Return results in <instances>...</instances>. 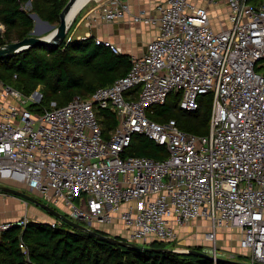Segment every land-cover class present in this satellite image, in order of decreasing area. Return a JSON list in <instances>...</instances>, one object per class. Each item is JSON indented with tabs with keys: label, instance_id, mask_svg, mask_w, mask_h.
Returning a JSON list of instances; mask_svg holds the SVG:
<instances>
[{
	"label": "built area",
	"instance_id": "2783aa9c",
	"mask_svg": "<svg viewBox=\"0 0 264 264\" xmlns=\"http://www.w3.org/2000/svg\"><path fill=\"white\" fill-rule=\"evenodd\" d=\"M92 1L83 15L89 31L128 15L135 24L157 25L158 34L141 56L129 58L125 76L64 106L36 112L30 106L40 102L38 89L24 96L0 80V185L63 202L70 220L94 231L112 226L115 236L143 247L178 243L177 228L202 220L213 257L218 231L229 229L237 253L228 259L264 264V70H257L264 61V0L258 7L247 0H154L157 17L131 14L125 0ZM219 3L228 27L216 32L208 7ZM95 43L122 54L109 41ZM171 93L180 94L184 112L196 111L200 96L212 97L206 135L184 132L174 119L149 118ZM102 110L116 116L107 139L97 118ZM136 134L163 146L166 158L121 157ZM27 222L0 223V235Z\"/></svg>",
	"mask_w": 264,
	"mask_h": 264
},
{
	"label": "trees",
	"instance_id": "16d2710c",
	"mask_svg": "<svg viewBox=\"0 0 264 264\" xmlns=\"http://www.w3.org/2000/svg\"><path fill=\"white\" fill-rule=\"evenodd\" d=\"M67 1L0 0V24L4 26L0 46L29 36L34 28L31 13L50 25H57L59 14ZM247 3L258 7L263 0H247ZM27 4L31 5V12L22 9ZM68 35L69 32L57 48L34 47L0 60L2 82L10 86V81L16 82L17 90L24 96L39 90V104L30 106L36 112L48 108L51 103L64 106L74 96L88 98L96 89L111 85L129 70L128 55L113 54L102 44H96L93 36L66 42ZM257 70H264V67ZM179 99L180 94H169L164 105L151 109L149 118L158 123L174 119L180 130L198 136L206 135L212 97L200 96L198 109L194 112L180 110ZM97 118L102 125L103 137L107 139L108 132L116 126V116L108 110H102L98 112ZM126 156L163 160L167 152L163 146L136 134L121 154V157ZM95 231L109 236L106 231ZM115 238L125 241L117 236ZM167 243L153 241L146 245L152 250H134L109 243L63 223L52 228L47 222L28 221L24 228L9 227L0 235V264H236L224 260L215 262L208 254L198 256L162 251L173 249ZM20 244L24 249L19 247ZM191 249L203 252L200 246ZM231 260L245 262L246 258L236 256Z\"/></svg>",
	"mask_w": 264,
	"mask_h": 264
},
{
	"label": "crops",
	"instance_id": "0c3cea01",
	"mask_svg": "<svg viewBox=\"0 0 264 264\" xmlns=\"http://www.w3.org/2000/svg\"><path fill=\"white\" fill-rule=\"evenodd\" d=\"M125 1L128 3L130 13L133 15H138L142 12L143 13L145 12L147 15H150L153 17L158 16V14L154 10V6H155L154 0H125ZM222 7L225 8L226 16L222 15V11H221ZM208 13H209V17L211 20V26L214 31L217 32L223 28L228 27V25L226 26L227 9L223 3H219L218 5L214 7H211V6L208 7ZM81 17L82 18L78 21L76 26L79 23L84 21L83 15ZM223 18L224 19L226 18V19L222 20ZM32 19H33L34 26H35L33 30L37 36H40V37L45 36L46 32L48 34V32L51 31V30L49 31V27H48V25H50L49 23L42 21L39 18H38L39 20H36L34 18ZM218 19L221 20V22H218L217 21ZM227 24H228V21H227ZM220 25L224 27L222 28L220 27ZM50 26L55 27L56 25H50ZM76 26L70 32L67 31V33L69 32L68 37H71V39L82 38L86 34V32H89V31H83L82 32L83 36L78 37L77 35H79L80 33L78 31L80 27L79 29H76L77 28ZM157 34H158L157 25H152L150 27H147V26H143L140 24H135L131 21V18L128 15L125 16L122 20H119L117 22L110 23V24H104L101 27L97 29H91L90 31L91 36L99 40L109 41L112 44L119 46L122 50V54H126L129 57L141 56L145 51L146 44L150 40H152ZM0 205H1L0 223L15 222L21 218L27 217V216L22 217V214H24L25 211L27 212V215L32 214L31 210L28 209L27 211V206L25 202L15 197H12V196H6V194H3V193L0 194ZM51 220L47 219L45 222L48 223ZM196 229L197 230L205 229V232H206L208 230V224L202 220L201 221L198 220V221L189 222L185 224L183 227L177 228L179 238H180V241L178 242L179 243L181 241L183 242V239L188 238V239H191V241H196L198 245L205 246L206 243L202 241L203 235L201 236V233L197 234ZM104 230L106 232H109L112 235H117L116 229L112 226H107L106 228H104ZM235 239H237L236 234H235ZM232 246L233 247L235 246L234 249L236 251L237 249L236 243H233Z\"/></svg>",
	"mask_w": 264,
	"mask_h": 264
},
{
	"label": "water",
	"instance_id": "95a60500",
	"mask_svg": "<svg viewBox=\"0 0 264 264\" xmlns=\"http://www.w3.org/2000/svg\"><path fill=\"white\" fill-rule=\"evenodd\" d=\"M77 0H68L65 6L63 7L61 13L59 14V23L57 26H50L49 30L51 32L45 36H37L34 31L31 32V35L19 40V41H14L10 42L7 44H4L0 46V60L9 57L14 54H18L24 50L34 48V47H52V48H57L59 44L66 38V33L68 30L69 25L73 22V20L67 25V15L69 14L71 8L75 4ZM30 17L39 20L36 15H30ZM41 94L38 93V98H40ZM0 192L6 195L14 196L17 197L21 200H24L25 202H29L31 204H34L35 206L39 207L43 211L47 212L53 219L59 220L63 224H66L70 226L71 228H74L76 230H80L82 232L88 233L92 236H95L97 238H100L104 241H107L109 243L122 246L125 248H131L134 250H141V251H147V250H152L149 247H143V246H138L136 244L127 242V241H122L118 240L117 238L113 236H104L94 230L88 229L85 226L76 223L72 220H70L68 217L65 215L51 209L47 204L41 203L39 200L31 197L30 195L21 192L19 190H16L10 186L7 185H0ZM162 251H168V252H176V253H185V254H192V255H198V256H207V253L205 252H198L193 249H188L185 251H179V250H172V249H163ZM212 260L215 262L218 260H224V261H229L232 263L236 264H246L245 262H235L232 261L231 259H224V258H217L213 256H209Z\"/></svg>",
	"mask_w": 264,
	"mask_h": 264
},
{
	"label": "rangeland",
	"instance_id": "374dc122",
	"mask_svg": "<svg viewBox=\"0 0 264 264\" xmlns=\"http://www.w3.org/2000/svg\"><path fill=\"white\" fill-rule=\"evenodd\" d=\"M94 4L95 3L92 0H90L86 4V6H84L80 11H78L76 13V15L73 17V18H76V19H74L75 22H74L73 26L71 27V29L69 30V32L71 30H73V28L76 26V24L78 23V21L82 18L81 16L84 15L86 13V11H88L90 8H92V6H94ZM22 9L25 10L26 12H31V10H30L31 9V5L30 4L23 5ZM221 11H222V15L223 16H226L225 15V8L224 7L221 8ZM30 15H32V13ZM31 19H32V17H31ZM225 19L223 18L222 20H225ZM217 21L218 22H221V20H219V19ZM78 25L76 26L77 27L76 29H79V27H80V29L78 30L80 32V33L78 32L79 33V35H77L78 37L83 36V34H82L83 31H89V29H87V28L84 27V21L81 22V23H79ZM227 25L228 24H227V21H226V26ZM220 27L223 28L224 26H221L220 25ZM32 31H34V30H32ZM31 32H30L29 36L31 35ZM50 32H48V34ZM45 35H47V32H46ZM15 41H17V40H15ZM12 42H14V41H12ZM260 66H264V61L258 63V67H260ZM10 83H11V85L14 88H16V89L18 88V84L16 82H11L10 81ZM205 102H206V100H205ZM34 129H36V126H34ZM6 185L7 186H10V187H12V188H14L16 190H19L21 192H24V193L30 195L31 197L39 200L43 204H47L51 209H53V210H55V211H57V212H59V213H61L63 215H67V216L69 215L70 209L63 202H59L58 205H56L54 203H48V202H45L42 198L36 196L35 194H30L28 191L23 190L19 186H15L14 184H11V185L10 184H6ZM6 196H10V195H6ZM12 197H14V196H12ZM15 198H17V197H15ZM17 199H19V198H17ZM19 200H21V199H19ZM22 201L25 202L24 200H22ZM25 204L27 206V211L29 209V210H31V212L33 214V215L32 214L31 215H29V214L27 215V212L26 211H25L24 214H22V217L23 216H27L26 218L28 219V221L45 222L47 219L48 220H51L53 218L47 212L43 211L42 209H40L39 207L35 206L34 204H31L29 202H25ZM0 208H1V205H0ZM54 220L55 219H52L51 221H54ZM106 227L107 226H105L103 228H106ZM102 230L105 231L104 229H102ZM204 232H205V229H200V230L199 229L198 230L196 229V233L197 234L198 233H201V236L203 235ZM107 233H108L109 236L115 237V235H112L109 232H107ZM234 233L235 232H233V231H231L229 229H221V230L218 231V236H217L218 240H217V243L215 245V249H216L215 257H217V258H224V259L227 258L228 259L234 253H237V252H234L235 251V249H234L235 246L234 247L232 246L233 243H236V247H237V242L235 241L236 239H235V234ZM113 234H115V233H113ZM117 237H120L121 239H124V238H122V236H117ZM179 241H180V239H179ZM167 245L170 246V247H172L174 250H188V249H191L193 247L200 246V247L203 248V252L207 253L208 255L213 256V253H214L213 252V248L210 245H208L207 243H206L205 246H201V245H198L196 241H191V239H188V238L187 239H183V242L181 241L180 243L179 242L178 243L177 242H175V243L168 242ZM232 259H234V258H232Z\"/></svg>",
	"mask_w": 264,
	"mask_h": 264
},
{
	"label": "bare ground",
	"instance_id": "6f19581e",
	"mask_svg": "<svg viewBox=\"0 0 264 264\" xmlns=\"http://www.w3.org/2000/svg\"><path fill=\"white\" fill-rule=\"evenodd\" d=\"M90 0H77L73 7L71 8L69 14L67 15V25L71 22V20H74V16L78 11H80Z\"/></svg>",
	"mask_w": 264,
	"mask_h": 264
}]
</instances>
